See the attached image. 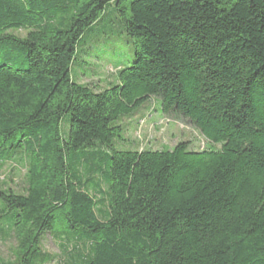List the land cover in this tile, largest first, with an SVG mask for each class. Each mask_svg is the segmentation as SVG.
Listing matches in <instances>:
<instances>
[{"label":"trees","instance_id":"obj_1","mask_svg":"<svg viewBox=\"0 0 264 264\" xmlns=\"http://www.w3.org/2000/svg\"><path fill=\"white\" fill-rule=\"evenodd\" d=\"M117 35L133 59L82 74ZM154 100L207 146L128 141ZM54 230L61 255L43 247ZM13 237L0 264H264V0H0V241Z\"/></svg>","mask_w":264,"mask_h":264},{"label":"rangeland","instance_id":"obj_2","mask_svg":"<svg viewBox=\"0 0 264 264\" xmlns=\"http://www.w3.org/2000/svg\"><path fill=\"white\" fill-rule=\"evenodd\" d=\"M110 11L111 7L108 8L107 16L104 17L100 24L110 20V16L108 15ZM119 37H121V35L110 38L112 40H108L98 48H94L92 57L89 58V61H85L80 65L82 74H84V72H89L90 68L94 69L95 67H99V72L106 73L105 77H107L108 74L115 73L112 66L113 63L118 61H131L134 56L133 47L129 42L127 43L123 37ZM74 68H76V66ZM101 77V79H99L98 76L92 79V85H98L101 88L105 86L106 81L103 80V74ZM88 81L92 83L91 80ZM154 103L155 100L146 103L139 109L137 115L130 119H126L125 123H129L125 135L128 141H134V143L137 144L134 145L141 149L172 148L182 140L189 141L191 147L194 149H203L207 146L208 142L205 137L188 119L176 115L165 116L158 110H155ZM68 118L69 117L66 116L65 124H67ZM23 174L24 171L18 169L15 171L7 169L5 173L1 175V179L7 181L12 188L20 192L23 191L25 186ZM56 230L50 232V234H44L43 247L44 250L52 254L61 255L62 251L59 243L54 239L57 232ZM17 245L15 237L5 242L0 241V255L7 259H13L15 257ZM58 259L59 257L57 260ZM57 260L50 264H56Z\"/></svg>","mask_w":264,"mask_h":264}]
</instances>
